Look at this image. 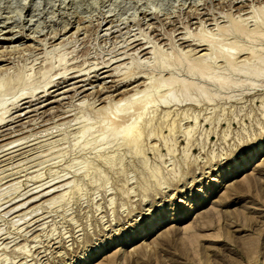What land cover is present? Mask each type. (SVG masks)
<instances>
[{"label": "rangeland", "instance_id": "1", "mask_svg": "<svg viewBox=\"0 0 264 264\" xmlns=\"http://www.w3.org/2000/svg\"><path fill=\"white\" fill-rule=\"evenodd\" d=\"M261 8L264 0H0V264H83L89 248L139 231L161 207L162 219L176 210L184 217L113 248L111 264H264V155L244 174L209 178L264 140ZM239 18L249 30L257 23L263 38L232 28L219 36ZM195 33L218 38L210 43L220 52ZM233 44L237 64L228 69L223 57ZM177 50L193 67L206 50L221 56H206L214 60L201 78L200 63L187 73ZM184 80L196 87L181 94ZM147 85L138 93L144 117L173 111L168 126L129 149L122 134L110 136L99 110L107 104L111 113L120 92ZM242 179L238 192L229 189ZM48 187L54 191L42 196ZM194 196L199 213L187 209Z\"/></svg>", "mask_w": 264, "mask_h": 264}, {"label": "bare ground", "instance_id": "2", "mask_svg": "<svg viewBox=\"0 0 264 264\" xmlns=\"http://www.w3.org/2000/svg\"><path fill=\"white\" fill-rule=\"evenodd\" d=\"M257 10V9H256ZM261 10V11H260ZM260 10H258V11H260V12H263L262 11V8L260 9ZM255 11V10H254ZM256 12V11H255ZM146 13V12H145ZM254 13V12H253ZM257 14V13H256ZM258 14L260 15V14H262V13H259L258 12ZM263 16H259V17H263L264 18V14H262ZM254 16H255V14H254ZM255 17H257V15L255 16ZM258 18V17H257ZM262 18V19H263ZM30 19V18H29ZM240 19H242V21H243V18H239V20H236V21H233V24L232 25H230V27L228 28L227 26L223 29V30H221V33H220V35L219 36H221V34H222V31H226L227 29V31L228 32H230L231 30H229V29H237V31L241 34V36L243 37V34H244V38H245V36L247 35V38H252L251 40H254V39H256V38H258V37H260V38H263V34L261 33V32H259V27L257 28V30H255V28L254 27H257L256 26V24L254 25V27L252 28V27H250V28H252V30H249L243 23H242V21L240 20ZM261 18H260V24H261V20H262ZM255 20H256V18H255ZM264 20V19H263ZM257 21V20H256ZM258 23H259V20L257 21ZM264 21H262V23H263ZM259 24V25H260ZM219 28V27H218ZM221 28V27H220ZM23 29V28H22ZM181 29V28H180ZM62 30V29H61ZM188 31V30H187ZM227 31H226V33H227ZM161 32V31H160ZM225 33V32H224ZM222 34V36H224V35H228L229 33H227V34ZM263 35H261V34ZM140 34V33H139ZM196 34V37H197V33H195ZM230 34H232L233 35V33L231 32ZM54 35V34H53ZM57 35V34H56ZM171 35V34H170ZM236 35V34H235ZM262 37H261V36ZM192 36H193V34H192ZM199 36V35H198ZM201 36L203 37V38H200V36H199V38L198 39H201V41H202V43L204 44V43H207V45H209V47H210V45L213 43L212 41H213V39L215 38H213L212 39V41L211 40H209V37L208 38H206L207 36H203L202 34H201ZM229 36V35H228ZM237 36H238V34H237ZM138 37V36H137ZM168 37V36H167ZM183 37V36H182ZM232 37V36H231ZM194 38V37H193ZM141 39V38H140ZM151 39V38H150ZM185 39H186V37H185ZM196 39V38H195ZM205 40V42H203L204 40ZM211 39V38H210ZM216 39V38H215ZM214 39V40H215ZM218 39V38H217ZM216 39V40H217ZM60 40H61V38H60ZM197 40V39H196ZM128 41V40H127ZM130 41V40H129ZM149 41V40H148ZM198 42H200V40L198 41ZM210 42H212V43H210ZM215 42V41H214ZM190 43V42H189ZM216 43H217V41H216ZM62 44V43H61ZM144 45H145V43H143ZM150 44V43H149ZM200 44V43H199ZM219 44V43H218ZM220 44H221V42H220ZM219 44V45H220ZM225 44V43H224ZM232 44V43H231ZM236 44V43H235ZM239 44V43H238ZM213 45V44H212ZM212 45H211V47H212ZM223 45V44H222ZM259 45V44H258ZM264 45V44H263ZM60 47H62L61 45H59ZM58 46V47H59ZM147 46V45H146ZM201 46V45H200ZM236 46H237V44H236ZM235 46V50H239V45L236 47ZM148 47V46H147ZM151 47V46H150ZM202 47V46H201ZM205 47V46H204ZM209 47H207L206 46V48H209ZM209 48V49H213V48ZM213 47H214V49L212 50L213 52L215 51V49H216V52L218 53V52H220V50H218L217 48H215V45H213ZM221 47V46H220ZM146 47H141V51H143L144 49H145ZM200 48V47H199ZM230 48H231V50L232 51H229V53L227 52V50H230ZM229 49H228V47H227V49H226V52H225V56L223 57V58H225L224 60H225V63H226V66H227V68L228 69H231L234 65H235V63H236V61L235 60H233L232 58H234V57H231L232 55H234L235 56V54H236V52L233 50L234 49V44L232 45V47H230ZM233 48V49H232ZM242 48V50H246V47H245V49H244V47H241ZM262 48H264V47H261V50H262ZM12 49V48H11ZM123 49V48H122ZM153 50L155 49V47L154 48H152ZM225 49H224V51H225ZM250 49V48H249ZM55 50V49H54ZM138 50V49H137ZM146 50V49H145ZM174 50V49H173ZM191 50V49H190ZM251 51H249V53H250V55H253V54H256V53H258L257 51H255V52H253L252 51V49H250ZM119 51V50H118ZM117 51V52H118ZM171 51V50H170ZM203 51V50H202ZM207 52H204V53H200L198 56H197V54L196 55H194V58H193V60H195L196 61V63L198 62V63H200V65H198V63L196 64V65H198L197 67H198V69H199V73L198 74H196L197 76L198 75H201V78L202 77H204L205 75H207V73L206 72H209L210 73V70L209 71H206L207 69H209V67L210 66H212L211 64H212V62H213V60L215 59V57L214 56H217L216 54H214V53H216V52H212L211 51V53H213L214 54V56L210 53V51L209 50H206ZM241 51V50H240ZM154 52H156V50L154 51ZM153 52V53H154ZM169 52V51H168ZM175 52V51H174ZM173 51H172V53H174ZM177 52H178V50H177ZM176 52V53H177ZM183 52V54H184V57H185V52L184 51H182ZM182 52H178L179 53V55L181 54V55H183L182 54ZM187 52H188V50H187ZM222 52V51H221ZM178 53L177 54H175L174 55V57L176 56V55H178ZM190 53V52H189ZM189 53H188V55H187V53H186V55L187 56H189ZM192 53V52H191ZM190 53V54H191ZM194 53V52H193ZM199 53V52H198ZM205 53H207V54H211V55H204ZM226 53H228L227 55H226ZM261 53V52H260ZM123 54V53H122ZM163 54V53H162ZM170 54V53H169ZM220 54H222V55H224V53H219V55ZM239 54V53H238ZM128 55V54H127ZM157 55V54H156ZM124 56V55H123ZM159 56V55H158ZM195 56H196V58H195ZM206 56H213L214 57V59H212V62L211 61H209L210 59L208 58V57H206ZM221 56V55H220ZM220 56H217V57H220ZM239 56V55H238ZM248 56V55H247ZM254 56V55H253ZM258 56H259V54H258ZM154 57H157V56H154ZM177 57V56H176ZM180 57V56H179ZM178 57V59L176 58H174L175 60H177L176 61V65H181L182 64V62H183V57L181 58H179ZM190 57V56H189ZM189 57H185V59H184V62H186V63H188V66H190L191 67V69H190V67L188 68V66L187 65H184V66H186L187 68L186 69H189V70H186L187 71V73L190 71V70H193V68H194V70H195V72L197 71L198 72V70H197V67H196V65H195V67H196V69H195V67H193V65L191 66V63H193V62H191L192 61V59L191 60H188V62H187V60H186V58H189ZM192 57V56H191ZM212 57V58H213ZM257 57V56H256ZM222 58V57H221ZM236 58H239V57H236ZM259 58V57H258ZM262 58V57H261ZM126 59V58H125ZM135 59V58H134ZM151 59V58H150ZM209 59V60H208ZM217 59V58H216ZM253 59V58H252ZM254 59H256V58H254ZM260 59V58H259ZM143 60V59H142ZM141 60V61H142ZM154 60H155V58H154ZM175 60H174V62H175ZM180 60L182 61V62H180ZM237 60V59H236ZM263 60V59H262ZM130 61V60H129ZM136 61V60H135ZM146 61V60H145ZM162 61V60H161ZM160 61V62H161ZM216 61V60H215ZM222 61V60H221ZM235 61V62H234ZM247 61V60H246ZM246 61H244L243 60V62H245L246 63ZM257 61V60H256ZM125 62V61H124ZM133 62V61H132ZM139 62V61H138ZM191 62V63H190ZM241 62V61H240ZM140 63V62H139ZM139 63H137V64H139ZM166 63V62H165ZM186 63H184V64H186ZM190 63V64H189ZM216 63V62H215ZM239 63V62H238ZM242 63V62H241ZM244 63V64H245ZM263 63V62H262ZM261 63V64H262ZM164 64V63H163ZM174 64V63H173ZM237 64V63H236ZM247 64V63H246ZM218 65V64H217ZM254 65V64H253ZM163 66V65H162ZM175 66V65H174ZM249 66V65H248ZM257 66V65H256ZM153 67V66H152ZM181 67V66H180ZM247 67V66H246ZM253 67V66H252ZM255 67V66H254ZM253 67V68H254ZM248 68H251V67H248ZM116 69H117V67H116ZM211 69H212V67H211ZM163 70V69H162ZM246 70V69H245ZM260 70V69H259ZM261 70H262V68H261ZM212 71V70H211ZM226 71V70H225ZM253 71V70H252ZM2 72V71H1ZM159 72V71H158ZM191 73H192V71H190ZM64 73V72H63ZM190 73V74H191ZM208 73V74H209ZM130 73H128L127 75H129ZM132 74V73H131ZM160 74H161V72H160ZM189 74V75H190ZM202 74H204V75H202ZM255 74V73H254ZM257 74V73H256ZM127 75H125V77L124 78H127L126 76ZM133 75V74H132ZM144 75V74H143ZM142 75V76H143ZM168 75V74H167ZM169 75H171V74H169ZM193 75V74H192ZM191 75V76H192ZM195 75V73H194V75L193 76H196ZM258 75V74H257ZM130 76V75H129ZM128 76V78H132V76H130L129 77ZM181 76V75H180ZM136 77V76H135ZM156 77H158V76H156ZM163 77H165V76H163ZM168 77V76H167ZM170 77V76H169ZM168 77V78H169ZM161 78V77H160ZM176 78H178V76L176 77ZM200 78V77H199ZM209 78V77H208ZM207 78V79H208ZM222 78H224V77H222ZM221 77L220 78H217L216 80L217 81H219L218 79H220V81H222L223 79H222ZM161 79H164V78H161ZM222 79V80H221ZM153 80V79H152ZM168 80L169 79H167V82H168ZM185 80H187V81H189V79H186L185 78ZM184 80V82L185 83H183L182 85H180L182 82H180L179 83V88H177V89H179L178 90V92H180V90H182V88L183 89H187L188 90V88L189 87H193L194 85H192V83H190L192 80H190V82H186ZM194 80V79H193ZM212 80V79H211ZM225 80H226V78H225ZM22 81V80H21ZM143 81V80H142ZM148 81H151V80H149L148 79ZM165 81V80H164ZM179 81V80H178ZM178 81H176V79H175V77H174V75H173V77H170V80H169V82H170V86H173V84L175 83V82H178ZM182 81H183V78H182ZM195 81V80H194ZM209 81H210V79H209ZM220 81H219V83H220ZM229 81V80H228ZM23 82V81H22ZM21 82V83H22ZM141 82V81H140ZM146 82H147V80H146ZM161 82V81H160ZM159 82V83H160ZM166 82V83H167ZM193 82V81H192ZM223 82V81H222ZM222 82H221V84H222ZM47 83V82H46ZM45 83V84H46ZM128 84H129V82H127ZM131 83H133V82H131ZM131 83H130V85H131ZM148 83V82H147ZM159 83L157 84L158 86H159ZM165 83V82H164ZM163 83V85H166V83L164 84ZM201 83V82H200ZM216 83V82H215ZM219 83H217L218 85H219ZM44 84V85H45ZM48 84V83H47ZM139 84V83H138ZM137 84V85H138ZM142 84V83H141ZM149 84V83H148ZM151 84V83H150ZM150 84H149V86H150ZM162 84V82L160 83V85ZM172 84V85H171ZM193 84H194V82H193ZM196 84V83H195ZM213 84V83H212ZM220 84V85H221ZM130 85H127V86H130ZM136 85V86H137ZM144 85V84H143ZM203 85V84H202ZM223 85V84H222ZM226 85V84H225ZM168 86V85H167ZM175 87H177L176 86V83H175V85H174ZM197 86H198V84H197ZM201 86V85H200ZM147 87H148V85H147ZM147 87H143V89H137L136 87L135 88H131V89H129V90H125V91H122V92H120L119 93V96H117L118 98L115 100V101H113V105L110 103V104H108V106L109 105H112L113 107V109H111L112 111H111V113L109 112V111H107L106 112V110L108 109V107L107 108H105L106 106H107V104L105 105V107L102 105V108L103 109H105V110H103V109H100L99 111H100V113H101V115L103 114V116L102 117H105V121H104V124H103V126L104 127H106L107 128V126H108V128L109 127H112L113 129H114V132H113V130H112V135H110V136H113V134L115 133V134H119V135H121L122 134V138H123V140H124V142L126 143V145L129 147V149L130 148H132V149H139L140 148V146L142 145V142H143V137H145V135H146V133H147V135L148 134H150V133H154V130L156 129V130H160V129H162L163 128V126H168V124H166L165 123V121L168 119V117H169V115L171 114V112L173 111V110H170V109H166L165 108V110L163 111V114H156L155 116H152V117H144V112H145V110L147 109L146 108V105H145V102L144 103H140L139 101H141V97H142V95L141 94H139L138 95V93H146V92H148L149 90L148 89H150L149 87L147 88ZM152 87V86H151ZM157 87V86H156ZM169 87V86H168ZM194 87H196V86H194ZM193 87V88H194ZM219 87V86H218ZM181 88V89H180ZM199 88V87H198ZM203 88H204V86H203ZM169 89V88H168ZM177 89H173L172 87L170 88V90H177ZM165 90H166V88H165ZM199 90H200V88H199ZM204 90V89H203ZM167 91H169V90H167ZM183 91V90H182ZM181 91V92H182ZM205 91V90H204ZM180 92V93H181ZM185 91H183V94H186V92L184 93ZM206 92V91H205ZM161 93V92H160ZM167 93H169V92H167ZM173 93V92H172ZM47 94V93H46ZM135 94H137L136 95V97H134V95ZM144 94H143V96H144ZM162 94V93H161ZM171 94V93H170ZM174 94V93H173ZM182 94V93H181ZM175 95V94H174ZM174 95H172V96H174ZM146 96H148V95H146ZM180 96V95H179ZM186 97H189V96H187V95H185ZM203 96V95H202ZM156 97H158V95L156 96ZM161 97V96H160ZM181 97V96H180ZM59 98V97H58ZM162 98V97H161ZM175 98V97H174ZM173 98V99H174ZM185 98V97H184ZM193 98V97H192ZM149 99V102L151 101V99L150 98H148ZM158 99H159V97H158ZM164 99V98H163ZM186 99V98H185ZM126 101L128 104L130 103V106L129 105H127V106H129L128 108H132L133 106H132V104L133 103H135L136 104V106H138L137 105V103L139 102L140 104H142V105H140L139 103V105H140V107L138 108V110L136 111L135 110V108H136V106L135 107H133L134 108V110H135V112L133 111V110H131L132 112L130 113H128L127 111H125L126 110V108H127V106H125L124 105V103H120V102H123V101ZM153 100V99H152ZM161 100V99H160ZM172 99H170V101H171ZM146 101V100H145ZM162 101V100H161ZM160 101V102H161ZM176 102L174 103V105H178V101H183L182 99L181 100H178L177 101V97H176V100H175ZM186 101H187V99H186ZM208 101V100H207ZM125 102V103H126ZM148 102V103H149ZM163 102V101H162ZM132 103V104H131ZM153 103V102H152ZM167 103V102H166ZM123 104V105H122ZM146 104H147V102H146ZM163 104V103H162ZM134 105V104H133ZM148 105V104H147ZM173 105V106H174ZM179 105H180V103H179ZM178 105V106H179ZM132 106V107H131ZM110 107V106H109ZM165 107V106H164ZM163 107V108H164ZM111 108V107H110ZM127 108V109H128ZM110 110V109H109ZM121 110V111H120ZM122 110H124V111H122ZM129 110V109H128ZM98 111V110H97ZM130 111V110H129ZM154 111V110H153ZM109 112V113H108ZM123 113L124 112V115H122L121 113ZM125 112H127V114H125ZM107 113V114H106ZM183 113V112H182ZM96 114V113H95ZM97 115V114H96ZM100 115V114H99ZM1 116V115H0ZM9 117V116H8ZM100 117V116H99ZM182 118V117H181ZM185 118V117H184ZM0 120H2V116L0 117ZM2 122V121H1ZM33 122V121H32ZM101 122H103V121H101ZM174 122V121H173ZM22 124V123H21ZM110 125V126H109ZM182 127V126H181ZM170 128H171V126H170ZM103 129V128H102ZM110 130H111V128L110 129H106V130H102L103 132L105 131H108V132H110ZM103 132H102V137L103 136H105V135H103ZM5 133V132H4ZM3 133V134H4ZM107 133V132H106ZM111 133V132H110ZM9 134V133H8ZM101 134V133H100ZM105 134V133H104ZM118 135V136H119ZM151 135V134H150ZM10 136V135H9ZM117 136V135H116ZM116 136H114L113 138H115ZM2 137H4V136H2ZM7 137V136H6ZM151 137V136H150ZM20 138V137H19ZM18 138V139H19ZM149 138V137H148ZM152 138V137H151ZM17 139V138H16ZM112 139V138H111ZM153 139H154V137H153ZM12 140V139H11ZM119 140V139H118ZM6 141V140H5ZM10 141V140H9ZM13 141V140H12ZM24 141V140H23ZM113 141H114V139H113ZM148 141V140H147ZM116 142H118V141H116ZM149 142V141H148ZM6 143V142H5ZM153 143V142H152ZM9 144V143H8ZM11 144V143H10ZM8 146H10V145H7V147ZM12 146V145H11ZM17 146V145H16ZM2 147V146H1ZM3 148V147H2ZM5 148V147H4ZM1 149V148H0ZM13 150V149H12ZM4 151V150H3ZM136 151V150H135ZM134 151V152H135ZM5 153V152H4ZM239 153H241V154H239V155H237L236 157H235V159L234 160H232L228 165H227V167H226V169L224 170V172H220V174L218 175V177L216 178V177H213V176H210L209 178H210V181H218L219 183L221 182V181H223L224 180V177H227V178H233L234 176H236L237 174H240V173H243L244 171H245V169L248 167V166H250V165H258L259 163H257L258 161H259V159H260V155L262 156V155H264V140H261V141H259V142H254V143H252V144H250L249 146H247V149L244 151V152H242V151H239ZM2 154V153H1ZM135 155V154H134ZM102 157V156H101ZM263 158H264V156H263ZM262 163L264 164V159H263V161H262ZM214 174V173H213ZM244 174V173H243ZM246 175V174H245ZM244 179H245V177H244ZM248 179V178H247ZM246 182H247V180H244L243 181V179H242V181H236V183H234V184H232L231 185V187H229V189H231V190H235V192H238L242 187H244L245 185H246ZM222 183V182H221ZM210 183H208V185H209ZM228 184V183H227ZM248 184V183H247ZM34 188V187H33ZM52 188H54V187H52ZM51 189V187L49 188L48 187V189H46L45 191H43L44 192V194H42V196H44V195H49V194H51L52 192H49V191H51L50 190ZM201 189H196V192H199ZM228 189L226 188V190L225 191H227ZM238 190V191H237ZM56 191V190H55ZM229 192H230V190H228ZM49 192V193H48ZM213 192V191H212ZM217 192V191H216ZM57 193V192H56ZM194 193V192H193ZM192 193V194H193ZM200 193H201V191H200ZM210 192H208L207 194H205L204 196H203V198L204 197H207L208 196V194H209ZM226 193V192H225ZM196 194V193H195ZM213 195V194H212ZM19 196V195H18ZM34 196V195H33ZM51 196V195H50ZM198 196H200V195H198ZM224 196H226V194H224ZM37 197V196H36ZM52 197V196H51ZM210 197V196H209ZM25 198V197H24ZM31 199H26V200H32V198H35V197H30ZM192 198V197H191ZM18 200V199H17ZM181 201V200H180ZM11 202V201H10ZM24 202H26V201H24ZM183 202V201H182ZM17 203V202H16ZM199 203H200V201L199 200H196V197L194 196V198L188 203V204H186L187 206H188V211L189 212H194V211H197L198 209H199ZM18 204H20L19 206L21 207V203H18ZM22 204H23V202H22ZM204 204V203H203ZM9 206H11V205H9ZM34 206V205H33ZM202 206V205H201ZM13 207H17L18 208V206H17V204H16V206H14L13 205ZM12 207V210L13 209H15V208H13ZM9 209V208H8ZM180 209H182V208H180ZM186 209V208H185ZM10 211H11V209H9ZM184 210V209H183ZM9 211V212H10ZM35 211V210H34ZM177 210L176 211H174L173 212V216L171 217V219H169L168 220V218L167 219H165V218H163L162 219V217L164 216V214L166 213V209L164 208H160V209H157V210H155V211H153L152 213H150V217L149 218H147L146 219V222H145V224H144V227L142 228L141 227V229L139 230V231H137V232H133L132 234H130L129 236H127V237H125V238H123V239H121V240H115L114 238H112V239H114V240H111L109 243L107 242V243H104V244H102L101 243V245H94V246H92L91 248H89V250H87V252L84 254V258H83V261H84V263L85 264H93V262H94V260H96V259H99V258H104V260L106 261L105 263H103L102 262V260H100V261H97L96 263H94V264H111L114 260H115V258H116V254L115 253H110L111 252V250L113 249V248H116V247H120V245H124V244H131V243H135L136 241H138V240H140V239H142L143 240V238H145V237H150L151 235H149L150 233H152L153 231H155V230H157V229H160L161 228V226H163V224H165V223H167V222H173V221H177V220H180L179 218L181 217V216H179V218L178 219H176L175 217H176V215H177ZM198 212V211H197ZM194 213H196V212H194ZM199 213V212H198ZM208 213H210V212H208ZM207 212L205 213V215L206 216H208L209 214H208ZM23 214V213H22ZM172 214V213H171ZM171 214H170V216H171ZM193 214V213H192ZM208 214V215H207ZM148 216V215H147ZM25 217V216H24ZM183 217H184V215H183ZM183 217H181V218H183ZM177 223V222H176ZM202 224V223H201ZM146 225V226H145ZM171 225V224H170ZM173 225V224H172ZM174 225H175V223H174ZM199 225V224H198ZM169 226V225H168ZM173 227V226H172ZM136 228H137V226H136ZM185 229V228H184ZM163 231H164V229H162ZM139 232V233H138ZM158 232H159V230H158ZM162 232V231H161ZM163 233V232H162ZM153 234V233H152ZM165 234V233H164ZM162 235V234H161ZM154 236V235H153ZM159 236V235H158ZM163 236V235H162ZM164 237V236H163ZM165 237H166V235H165ZM118 238V237H117ZM153 238V237H152ZM156 238V237H155ZM150 239V238H149ZM165 239V238H164ZM164 239H163V241H164ZM166 241V240H165ZM146 242V241H145ZM143 243V242H142ZM137 244V243H136ZM134 248V247H133ZM120 250V249H119ZM141 253V252H140ZM83 263V264H84ZM77 264H80V262L79 263H77Z\"/></svg>", "mask_w": 264, "mask_h": 264}]
</instances>
